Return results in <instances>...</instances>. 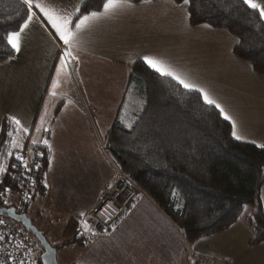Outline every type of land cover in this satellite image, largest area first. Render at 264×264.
I'll use <instances>...</instances> for the list:
<instances>
[{
    "label": "crops",
    "instance_id": "0c3cea01",
    "mask_svg": "<svg viewBox=\"0 0 264 264\" xmlns=\"http://www.w3.org/2000/svg\"><path fill=\"white\" fill-rule=\"evenodd\" d=\"M254 2L264 7V0ZM76 3L77 0H63L62 7L71 11ZM133 4L134 7L80 33L79 42L73 47V55L78 58L71 65L73 69L57 73L60 49L56 45L62 47V42L49 35L54 30L42 18L27 31L20 52L14 51L10 60L0 63V129L4 119L15 117L22 122L21 131L23 127L28 128L26 136L36 141V147H47L50 152L44 177L46 193L42 197L47 200L51 197V187L47 183L53 177L58 159L72 161L67 164L68 171L61 174L65 176L64 182L77 176L98 180L96 194L93 192L95 195L86 198L87 203L80 213H87L101 188L109 185L107 170L111 167L106 147L105 151L103 149V137L112 126L127 90L131 65L138 60L144 62L146 56L166 61L189 81L207 90L235 121L240 137L236 140L264 145V76L254 74L249 63L234 56L237 40L224 30L191 26L187 4L175 0ZM257 11L259 13V9ZM87 114L95 124H102L103 134L96 133L90 126ZM138 197L135 195L132 206L104 230L106 234L99 236L112 242L110 233L132 222L130 215H133V205L140 200ZM259 199L260 207H264V185ZM248 207L257 209V205ZM145 209L149 216L165 218L151 201ZM245 215L250 212L242 216ZM243 222L247 221L238 220L225 232L202 239L190 248L228 263L242 256L241 264H264V242L250 246L252 234ZM141 223L150 227L149 233L162 231L151 228L141 218L134 230L135 227L141 230ZM149 239L150 247L160 249V241L147 237ZM182 251L185 254V250Z\"/></svg>",
    "mask_w": 264,
    "mask_h": 264
},
{
    "label": "trees",
    "instance_id": "16d2710c",
    "mask_svg": "<svg viewBox=\"0 0 264 264\" xmlns=\"http://www.w3.org/2000/svg\"><path fill=\"white\" fill-rule=\"evenodd\" d=\"M138 2L141 0H132ZM86 3L80 15L100 10L103 0ZM187 7L191 26L208 25L228 32L237 40L233 54L249 63L255 74L264 76V21L257 10L242 0H189ZM24 18L25 7L20 0H0V35L17 29ZM8 60L7 49L0 47V63ZM131 68L127 90L107 132L105 147L110 158L178 227L188 245L230 228L242 217L243 208L250 205L258 206L253 214L255 221H251L250 215L245 218L251 223L254 236L250 245L264 242V213L259 207L264 185V145L236 140L231 124L219 116L218 110L204 104L195 91L189 92L171 78L161 77L145 62L138 60ZM28 146L40 151L32 186H27L16 159ZM49 161L47 147H36L19 126L10 125L9 119L3 120L0 168L4 171H0V194L5 189L27 191V186V201L7 199L12 205L21 204L20 214L27 215L35 196L45 195L44 177ZM0 208L13 207L0 201ZM14 223L28 233L21 224ZM79 223L78 217L68 220L61 245L83 244L84 237H77ZM41 253L36 264H41Z\"/></svg>",
    "mask_w": 264,
    "mask_h": 264
},
{
    "label": "rangeland",
    "instance_id": "374dc122",
    "mask_svg": "<svg viewBox=\"0 0 264 264\" xmlns=\"http://www.w3.org/2000/svg\"><path fill=\"white\" fill-rule=\"evenodd\" d=\"M70 68H72L71 65L68 67V69ZM87 115L90 119V126L96 131V133L101 132V134H103L104 127L102 126V124H95V122L92 121L90 114ZM99 128H101V131L99 130ZM107 132L108 131L106 130L105 137H103L102 141L104 142V151L106 146V138L108 135ZM18 140L19 138L17 139V143ZM251 144L254 143L251 142ZM27 148L28 147L23 148L18 155L22 156ZM105 154L110 160V167L112 170H107L110 175L109 185L113 184L114 182L116 183L117 179L121 175L130 182L132 187H135V190H137L136 195H139V202L137 204H134L132 207L133 215H130L129 220H132V222H130L129 225L127 224L124 229L122 227H119L117 232H111L110 234H112V242L107 241V239L103 237V235L99 236L100 234H106V231H97L90 223V220L87 219L88 214L86 212L85 217L80 216V209L84 210V205L87 203L86 198H91L96 194V189L98 188V180L95 179L93 181L92 179H85V177L77 176L76 178H68L67 182H64L65 176H62L61 174L68 171L67 164L72 163V161L66 159H58L56 162V167L53 171V177L50 178V183H47V185L51 187V197L49 198V200H47L45 197L35 196V198L29 204L27 210V217L31 220L32 225L44 236L46 241L51 246L59 245L55 248L57 264H241L242 256H239V258H237L235 262L228 263L221 259H211L208 258V256H203L196 253L190 248L191 245L187 244L185 237L181 234L178 227H176V225L172 223V221H170L166 217L161 218L155 215L149 216L148 210L145 209L146 204H149L150 202L148 195L141 189H139L129 178V176L126 175V173H123L121 171L118 165L110 158V156L106 152ZM39 158L40 153L38 159ZM75 165H77V163H75ZM28 166H31L30 161ZM102 179H104V176H102ZM69 180H72L74 182L72 183L71 181V184L68 185ZM93 183L95 184L92 185ZM89 184H91V186H89ZM109 185L101 188L95 202L91 204L88 209L99 202L103 193H105L109 189ZM93 192L95 194L92 195ZM133 202L135 201L133 200ZM7 206L13 207L10 202H7ZM128 208L129 207H127L126 209ZM261 208L263 209L262 211L264 213V207L262 205ZM248 211L250 212L251 221H255L253 214L257 212L258 209L254 211L250 207L245 206L241 214ZM75 217H78L80 221V223L78 224L79 234H77V237H79V235L84 237L83 244L81 245L80 243H70L61 245V242L65 240V234L63 233L65 232L64 226L70 218ZM246 217V215L242 216L238 220H242L243 218L245 219ZM140 218L145 220L147 224L149 223L152 226L151 228L157 227L159 230L161 228V233H159L158 230L156 232L149 233L150 227H145V223H141V226L143 227L141 230H138L139 227H135L136 230H134V226L136 225V223L138 224ZM83 219H86L87 221V230L81 228V220ZM116 219H118V217H115L113 219V222H115ZM243 223H246V228L251 232L252 240L254 236L250 227L251 223ZM127 228L129 229V231L127 230ZM226 230H224L223 232H225ZM66 235V238H68L69 235ZM30 236L34 238L32 235ZM263 236L264 233H262V237ZM147 237H152L153 241H155L156 239L160 241V249L150 247V239L147 240ZM176 237L179 239L178 241ZM260 244L254 245L253 247ZM182 250H185V254ZM92 256H94V258Z\"/></svg>",
    "mask_w": 264,
    "mask_h": 264
},
{
    "label": "snow or ice",
    "instance_id": "6c2138e0",
    "mask_svg": "<svg viewBox=\"0 0 264 264\" xmlns=\"http://www.w3.org/2000/svg\"><path fill=\"white\" fill-rule=\"evenodd\" d=\"M141 3L149 4L151 0H141ZM183 3L186 5L189 3V0H183ZM242 3L248 5L252 10L259 9L260 18L264 19V7H262L260 3L254 2V0H242ZM62 4L63 0H48L47 3H45L44 0H22V6L25 7L26 18L23 19L22 23L18 24L17 29L0 35V47L7 49L9 59L12 58L11 53L13 51L17 53L20 52L21 42L26 36L27 31L30 30L32 25L40 22L42 18L43 21L54 30L50 32L49 35L62 42V47L60 44L56 45V47L60 49V64L57 66V73L59 74L61 71L67 70L70 65L77 62L78 58L73 55V47L79 42L80 33L84 29L91 28L95 23L109 19L122 10L134 7L132 0H103L100 10L88 11L86 14L80 15L81 9L87 6L86 0H77V3L72 5L71 11L62 7ZM41 27H44L43 23H41ZM204 27L209 26L204 25ZM144 62L161 77L171 78V80L176 82L178 87L182 86L183 89L189 92L195 91L198 93L204 104L218 110L219 116L224 120L232 122V136L236 139H240L237 135L235 121L227 114L224 107L212 98L207 90L189 81L186 76L178 73L164 60L146 56L144 57ZM52 94L55 95V93ZM9 122L10 125H21V121L15 117L10 116ZM23 131L27 134L29 130L27 127H23ZM44 131H47V129ZM12 134L13 132L10 130L8 132V137L11 138ZM33 143L35 144L36 141H33ZM43 143L47 145L48 142L44 140ZM16 159L22 161L23 157L18 155ZM13 167H15V165H13ZM38 167L39 165H37V168ZM0 171H4V169L0 168ZM8 191V189H5L6 193ZM173 195L175 196V192ZM80 216L85 217L86 213L81 212ZM0 223H3V221H0ZM81 228L87 230L88 225L86 219L81 220ZM0 239H2V237H0Z\"/></svg>",
    "mask_w": 264,
    "mask_h": 264
},
{
    "label": "built area",
    "instance_id": "2783aa9c",
    "mask_svg": "<svg viewBox=\"0 0 264 264\" xmlns=\"http://www.w3.org/2000/svg\"><path fill=\"white\" fill-rule=\"evenodd\" d=\"M39 153L40 151L36 148L28 146L22 155L23 160L19 162L21 172L26 177L27 186L34 184L32 174L39 168H37V165H39ZM29 161L31 166H28ZM27 186L25 188L27 191L9 189L7 193L0 194V201H6L5 203L7 204L9 197L27 201L30 197ZM127 187L133 189L130 182L120 175L115 183V188H113V190L118 189L116 194H113L108 189L103 193L99 202L88 210L87 218L97 231L110 226L113 219L117 217L118 212H115L113 207L123 209L126 206V201L132 200L134 193L132 194L131 190H127ZM21 208V204L18 202L13 204L12 209L16 214H20ZM0 221H3V223H0V237H2L0 239V264H36L37 257L41 251L39 243L18 227L14 221L1 217Z\"/></svg>",
    "mask_w": 264,
    "mask_h": 264
},
{
    "label": "water",
    "instance_id": "95a60500",
    "mask_svg": "<svg viewBox=\"0 0 264 264\" xmlns=\"http://www.w3.org/2000/svg\"><path fill=\"white\" fill-rule=\"evenodd\" d=\"M0 217L11 219L22 225L26 232L32 235L39 243L41 248V264H57L56 249L52 247L44 236L32 225L31 220L26 214H16L13 209L0 208Z\"/></svg>",
    "mask_w": 264,
    "mask_h": 264
},
{
    "label": "bare ground",
    "instance_id": "6f19581e",
    "mask_svg": "<svg viewBox=\"0 0 264 264\" xmlns=\"http://www.w3.org/2000/svg\"><path fill=\"white\" fill-rule=\"evenodd\" d=\"M109 188V191H111V192H113V194H116V192L118 191V189H116V190H113V188H115V182H114V184H112L111 186H109L108 187ZM127 190L129 189V190H131V192H132V194L134 193V196L136 195V190H135V187H133V189H131V188H126ZM118 195V194H117ZM117 195H116V198H117ZM134 196H133V198H134ZM131 198V197H130ZM132 198V199H133ZM132 202V200L131 199H129L128 201H126V206L123 208V209H120V208H118V207H113V210L115 211V212H118L117 213V217L127 208V206L130 204ZM107 228V227H106ZM106 228H101V230H105ZM41 249V248H40Z\"/></svg>",
    "mask_w": 264,
    "mask_h": 264
}]
</instances>
